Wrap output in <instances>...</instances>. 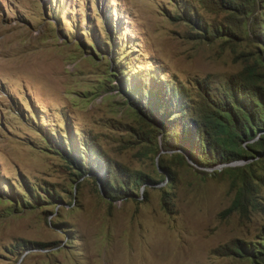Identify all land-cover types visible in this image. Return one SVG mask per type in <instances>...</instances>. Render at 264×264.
Returning <instances> with one entry per match:
<instances>
[{
  "label": "rangeland",
  "instance_id": "obj_1",
  "mask_svg": "<svg viewBox=\"0 0 264 264\" xmlns=\"http://www.w3.org/2000/svg\"><path fill=\"white\" fill-rule=\"evenodd\" d=\"M0 264H264V0H0Z\"/></svg>",
  "mask_w": 264,
  "mask_h": 264
}]
</instances>
